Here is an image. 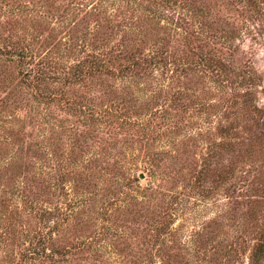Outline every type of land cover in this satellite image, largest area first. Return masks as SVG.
<instances>
[{"label":"rangeland","instance_id":"1","mask_svg":"<svg viewBox=\"0 0 264 264\" xmlns=\"http://www.w3.org/2000/svg\"><path fill=\"white\" fill-rule=\"evenodd\" d=\"M209 51L228 67L221 83L204 68L186 66ZM128 54L147 67L125 71ZM93 56L110 60L108 70L84 84L65 80L76 65L91 66ZM31 71L44 81L27 76ZM43 88L85 107L100 103V111L110 106L101 100H123L138 107L141 119L116 128L92 126L65 107L51 115L35 101ZM189 100L211 104L214 122L224 117L235 148L210 150L218 135L211 124L199 125ZM63 128L65 136L55 140ZM68 158L98 164L95 177L105 191L116 184L111 169L124 163L120 181L133 175L137 189L126 186L114 207H105L104 195L74 220L60 216L55 228L41 214L67 202L72 182L56 189L61 200L43 195L31 204L21 192L46 185L54 192L66 174L83 170ZM208 161L220 170L207 179L215 189L205 200L186 183ZM223 173L229 181L215 187ZM175 196L183 197L184 215L171 235L157 239L150 225ZM1 197L9 202L0 203V264H225L224 256L248 264L264 222V0H0ZM42 237L51 239L48 255L30 256ZM231 248L237 252L224 253Z\"/></svg>","mask_w":264,"mask_h":264},{"label":"trees","instance_id":"2","mask_svg":"<svg viewBox=\"0 0 264 264\" xmlns=\"http://www.w3.org/2000/svg\"><path fill=\"white\" fill-rule=\"evenodd\" d=\"M151 1H153V3L157 2V0H151ZM159 2L161 5L163 4L165 5L166 3L167 5H169L171 0H159ZM149 9H150V5H149ZM154 15L158 20L159 13L154 14ZM206 18L210 20L211 17L206 16ZM213 21L214 20H212L211 22ZM122 53L123 52H121V54ZM18 56L21 57V54H18ZM127 59L130 60V65L125 67L126 68L125 71L130 70V68H135V67H140V68H142V66L147 67V65L143 64V62H146V60L143 59L141 62L140 56L136 57V56H133L132 54L131 55L128 54ZM217 59L218 58H216L215 55L211 51L207 53L203 52V53H199V56L193 60V63L191 64L188 63L186 64V66L189 67L188 71L190 70L193 71L196 67L204 68L210 74L212 73L211 74L212 81H215V83L216 81H218L219 83L221 80V77L227 74L228 67L226 66L224 62H221ZM122 61L127 62V60H122ZM109 63H111L110 60H108L106 63H103V60L99 59V57L93 56V59L91 60V66L90 65H88V67L85 66V62L79 66L76 65L75 68L72 69L71 77L68 78V80L67 78H65V80L73 84H84V81L86 78L94 77L98 75V73H102L103 68L105 71H107L108 70L107 64ZM41 74L42 73H39V72L34 74L33 71H31L29 72V74H27V76L28 75L29 77L33 76L32 79L35 81L36 79H41L42 81H44V76ZM40 92L41 93L38 94V97L40 100H35V101L39 105L42 104V105L47 106V109L50 110L51 115H54L52 112L53 107L55 108L61 107L63 109L65 107L67 109L74 110L76 113L82 115L83 121H86L85 123H88L92 126L103 124L109 127H112V126L116 127V125L120 124L121 127H124V126L136 127L138 126L136 123L141 119L138 117V116H141V111L138 112V110H136L138 107L137 106H133V108L129 107L127 106L128 105L127 102H124L123 100H118L116 103L113 100H101V102L108 101L110 106L106 107L105 110L100 111V107L98 106L100 105V103H96L94 105H88V106L86 105L85 107L84 105L76 103L73 100H69V99L62 100V96H59L55 93H47L46 91H44V88ZM179 101H182V100H179ZM112 102L113 104L111 106ZM207 103L208 102H205L204 100H189V102H187L186 105H189L190 107L187 106V108H190V110L194 111L193 114L195 115L198 114L201 117L199 118L200 119L199 125L200 123L203 126L206 124L207 125L211 124L214 132H216V134L218 135L214 137L216 139L210 145V150L216 149L219 152L230 151V148L232 149L236 147L235 146L236 144L234 142L236 140V136L233 132L234 128L232 126H229L226 120L223 122L224 117L218 120V122L212 121L213 119L211 118V116L216 115V114H209L208 112L210 109H215V108H212L211 104H207ZM130 113H132V115H130ZM134 114H136L137 116L134 117L133 116ZM120 120H122L121 123H120ZM64 129L65 128L57 132V137L55 138V140H57L61 134H62V137L65 136L66 131ZM205 129L207 130V128L204 127V130ZM43 140H45V138ZM51 140H54L52 136H51ZM83 144L88 145V142L86 141ZM217 155L218 154H216V156ZM13 159H14V156L10 158L11 164H12ZM69 159L70 158H68V160ZM89 160L90 159L85 160L84 166H80L79 162L76 163L74 160H69L73 169L74 168L76 169V167L80 166L83 168V170H80V171L74 170L73 172L68 171L70 173L66 174L60 180L59 185L58 184L53 185L52 188H54V192H50V191L48 192L50 185H46V187H43V190L39 189L38 192H37V189L36 190L32 189L31 191L23 190L21 192L23 194V197L26 198V201L30 200L29 202L31 204L34 202L35 198H38L39 196H43V195L48 197V200L50 199V197L51 198L55 197L57 198V200H61V196L59 192L56 193V189H59L60 191H64L65 188L67 187V182L68 181L72 182L73 184L72 188L69 190V192H65L64 194L68 198L67 202H64L61 207H58L59 205H57L54 210L45 211L41 214L42 217L53 220L55 223L54 225L55 228H58L61 225V223H63L62 221H64V219H61L60 216L65 217L67 220L73 216V220H74L82 212L83 213L81 215H84L91 208V206L97 203V201L99 202L100 197H103L104 195H106L105 198L109 199L105 207L107 206L114 207L116 204L117 205L119 204L118 202H120V200H118L115 197V195H118L119 197V195L123 193L122 191L125 190L126 186L131 191L134 188L137 189V186L134 185V181H136V179L133 178V175H130L127 178L128 180L127 184H124L120 181L119 177L122 175H125L126 177L127 170L124 169V165H125L124 163H119L117 166L111 169V173H110L111 176H113L114 178L113 181L115 180V183H116L115 187L111 186V188H109L106 191L105 189L100 190L101 187L98 184V178H96L95 176L98 175L100 177L101 172L99 173L95 172L94 170L97 169L96 166H98V164L97 165L93 164L92 162H90L91 160L90 161ZM12 166H13V169L14 168L17 169L16 164H12ZM201 167L202 168L199 171L196 170L197 168L194 169L195 172L197 171L198 177L194 179V181H191L192 178H190L189 180H187L189 182L186 183V185L188 188L191 186V188L193 189L195 193H198L199 196L207 200L208 197L212 194L213 190L215 189L214 187L207 186V179L208 180L209 178L211 179V176H213L212 174L219 171L220 168L217 165H215L212 168L211 162L209 161L207 163L202 164ZM230 175H228L227 173H223L215 177V180L213 182L216 184L215 187L220 188L223 184H226L227 181H229L231 177ZM234 178H235V174L233 176V179ZM117 190L119 191V193L117 192ZM5 191H6L5 195H7V190ZM102 192H107V194H104ZM130 194H131L130 192L126 193L125 194L126 198L130 197ZM31 196H32L31 198L32 200L30 199ZM150 197L153 198V196H150ZM182 198H179V196L178 198H176L175 196L174 200L169 205L170 209L167 207V209H165V211H162L160 214L155 212L157 215L154 219V222L151 223L150 226H151V229H153V231L157 234V239L171 235L170 234L172 232L171 227L176 221V217L181 216L180 214L184 215L183 214L184 205L181 202ZM5 199H6L5 197H1L0 203L7 204L9 201ZM121 202H123V200ZM99 214L101 215L102 213L100 212ZM253 214L255 215V212H253ZM253 214H250L247 217L251 218L253 217ZM140 217L144 218L145 220V218H147V215H143ZM240 217L245 218L246 216H240ZM253 218L254 220L256 219L255 217ZM157 220L160 222H158ZM0 221H1V218H0ZM157 223L159 224L162 223V224L158 226ZM217 223L218 221L215 220L214 225H216ZM261 227L264 228V222L260 226V228L256 227V229L258 230L257 233L259 236L257 235L256 236L257 238L254 239L255 241L251 247L248 264H264V229H262ZM6 230H10V227H7ZM202 236L203 234H200L199 232H197L196 237L202 238ZM219 236L221 237L220 234ZM213 237H216V236H213ZM50 240H48L46 237L44 238L42 237V239L39 241V244L36 247H34L33 250L31 251L30 256H39L42 253L43 255H48L47 244L50 242ZM212 240H211V243H215V241H217L220 244L219 240H215V239H212ZM233 251L235 253L237 252L235 249L231 248L230 251H227L225 249L224 253L228 255ZM224 257L226 258L225 264H230L231 259L239 260V258L238 257L236 258V256H224Z\"/></svg>","mask_w":264,"mask_h":264}]
</instances>
